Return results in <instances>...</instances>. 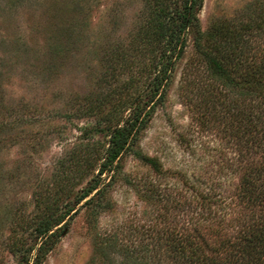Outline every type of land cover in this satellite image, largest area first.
<instances>
[{
	"label": "rangeland",
	"instance_id": "374dc122",
	"mask_svg": "<svg viewBox=\"0 0 264 264\" xmlns=\"http://www.w3.org/2000/svg\"><path fill=\"white\" fill-rule=\"evenodd\" d=\"M183 1L177 0L174 11ZM261 1L200 0V29ZM154 5V0H0V264L20 263L15 245L32 243L30 223L56 200L69 202L73 211L43 264H89L95 234L131 236L161 215L175 224L180 199L173 197L182 193L185 179L200 190L218 191L227 202L236 193L238 147L225 131L226 109L215 101L216 83L196 50L193 28L157 97L164 93L163 100L146 116L135 142L143 154L159 159L163 175L127 152L116 171L99 176L117 124L104 115L128 117L139 91L148 93L149 56L135 48L143 45L139 34ZM118 100L129 106L120 108ZM100 102L101 113L90 112ZM101 179L110 184L106 200L112 208L96 215L101 198L97 207L85 201L99 189L75 200L92 181L100 180L101 189Z\"/></svg>",
	"mask_w": 264,
	"mask_h": 264
},
{
	"label": "trees",
	"instance_id": "16d2710c",
	"mask_svg": "<svg viewBox=\"0 0 264 264\" xmlns=\"http://www.w3.org/2000/svg\"><path fill=\"white\" fill-rule=\"evenodd\" d=\"M154 1L148 25L139 34L143 45L135 48L139 55L149 56L148 93L139 91L130 103L128 117L116 119L113 112L104 115L105 121L117 120V124L111 128L99 176L116 171L127 152L163 175L159 159L143 154L135 142L146 116L163 100L164 93L157 97L169 83L174 63L185 47L186 33L193 28L196 50L216 83L215 101L226 109L223 119L229 123H224L225 131L238 147L239 184L227 202L218 191L200 190L185 179L182 193L173 197V201L180 199L175 203L180 212L175 224L170 215H161L136 227L131 236L116 231L95 234L89 264H264V1L231 18L215 20L205 32L197 17L200 0H184L178 11H174L177 0ZM117 102L120 108L129 106ZM100 105L89 107L90 112L101 113ZM102 181L101 189L100 180L92 181L75 204L99 189L85 205L97 207L101 198L96 215L112 208L106 200L110 184ZM58 201L30 223L32 243L15 245L19 264H43L58 243L65 219L73 211L69 202L61 205Z\"/></svg>",
	"mask_w": 264,
	"mask_h": 264
}]
</instances>
